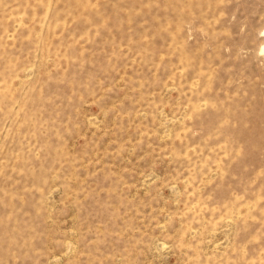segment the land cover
I'll return each mask as SVG.
<instances>
[{
  "label": "rangeland",
  "instance_id": "1",
  "mask_svg": "<svg viewBox=\"0 0 264 264\" xmlns=\"http://www.w3.org/2000/svg\"><path fill=\"white\" fill-rule=\"evenodd\" d=\"M0 264H264V0H0Z\"/></svg>",
  "mask_w": 264,
  "mask_h": 264
}]
</instances>
